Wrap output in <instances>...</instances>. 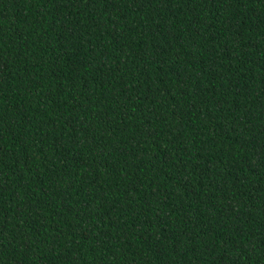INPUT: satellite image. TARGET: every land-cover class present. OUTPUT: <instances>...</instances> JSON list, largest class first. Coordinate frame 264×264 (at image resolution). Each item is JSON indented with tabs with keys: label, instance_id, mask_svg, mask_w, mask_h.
<instances>
[{
	"label": "trees",
	"instance_id": "obj_1",
	"mask_svg": "<svg viewBox=\"0 0 264 264\" xmlns=\"http://www.w3.org/2000/svg\"><path fill=\"white\" fill-rule=\"evenodd\" d=\"M0 264H264V0H0Z\"/></svg>",
	"mask_w": 264,
	"mask_h": 264
}]
</instances>
